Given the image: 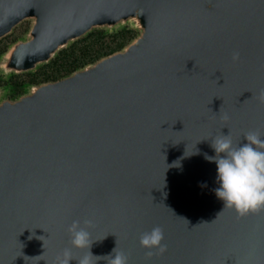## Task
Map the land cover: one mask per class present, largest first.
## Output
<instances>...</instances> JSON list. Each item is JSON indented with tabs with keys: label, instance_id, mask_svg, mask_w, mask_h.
Listing matches in <instances>:
<instances>
[{
	"label": "water",
	"instance_id": "obj_1",
	"mask_svg": "<svg viewBox=\"0 0 264 264\" xmlns=\"http://www.w3.org/2000/svg\"><path fill=\"white\" fill-rule=\"evenodd\" d=\"M25 22L0 55L5 81L95 30L137 35L14 99L0 87V264L66 248L77 264L88 249L68 228L86 220L93 264L115 248L128 264H264V210L224 207L204 156L221 135L264 138V0H0V41ZM156 226L167 251L149 259L140 236Z\"/></svg>",
	"mask_w": 264,
	"mask_h": 264
},
{
	"label": "clouds",
	"instance_id": "obj_2",
	"mask_svg": "<svg viewBox=\"0 0 264 264\" xmlns=\"http://www.w3.org/2000/svg\"><path fill=\"white\" fill-rule=\"evenodd\" d=\"M232 58L234 62L238 61L239 53H234ZM257 99L264 104V89L259 91ZM227 118L225 115L224 119ZM244 139L245 143L234 146L230 134L221 135L212 140L211 144L216 156L204 154L206 160L215 162L217 166L220 186L216 189V196L224 202V207L235 209L239 216L264 210V138L255 131L247 133ZM84 224L86 227H82L79 221H73L69 226L70 243L75 248L88 249V253L77 264H93L94 256L90 251L93 241L87 231L92 222L86 220ZM163 241L164 231L159 226L140 236V245L147 250L146 256L149 259L154 254L162 255L167 251ZM107 257H110L108 264H128L129 261L128 255L116 251V248ZM73 259L71 249L66 248L56 256L53 264H70Z\"/></svg>",
	"mask_w": 264,
	"mask_h": 264
},
{
	"label": "rangeland",
	"instance_id": "obj_3",
	"mask_svg": "<svg viewBox=\"0 0 264 264\" xmlns=\"http://www.w3.org/2000/svg\"><path fill=\"white\" fill-rule=\"evenodd\" d=\"M29 27H30L29 22H25V23L21 24L20 26H18L13 31V33L11 35H9L5 39L1 40L0 41V55L7 49V47L10 44L15 42L17 39L22 38L25 35V33L28 31ZM123 29L129 30L132 32V36H131L132 38L131 39H129L127 41H123L121 39H118L120 37H116V38L111 37L113 34H116L117 32H119ZM123 29H121L115 33H110V34L106 33L103 30L102 31L95 30V32H104L105 35L95 34L94 40H97L96 42L95 41H92L90 43L89 42H83L82 41L83 39H81L80 41H78L79 43L76 45L75 48L68 50L67 52H65L62 55L60 54L57 58L54 59V61H51L52 63L50 62V64H48L47 66L39 67L35 72H33L31 74H36L40 78H46L45 80H47V78H49L48 80H50V78L53 76V73L56 71L57 74H55V73L54 74L56 75L57 79L54 81H57L63 77H66V76L70 75L72 72H74L75 70L80 69V68L84 67L85 65L90 64V63H87V64L75 69L71 73L63 71V70H65L64 68H66L68 66L70 67L71 64L79 61V59L83 56L82 55L83 53L86 54L87 52H89L91 50L90 47L93 44V42H95L94 45H97L98 48H100L101 50L105 49L104 51L114 49L116 47L117 41L119 42V44L124 42L123 46L119 49V50H121L124 46H126L131 40H133L136 37L137 33L135 31H132V30L127 29V28H123ZM86 46H88V47H86ZM119 50H116V51H119ZM116 51H114V52H116ZM110 54H112V53H110ZM110 54H108V55H110ZM108 55H105V56H108ZM105 56H102V57H105ZM102 57H100V58H102ZM100 58H98V59H100ZM97 60H95V61H97ZM95 61H93V62H95ZM93 62H91V63H93ZM16 77H18V78H16V80H14L13 82L16 81L17 83H20V84L24 83V84L17 89L18 94L17 93L14 94L13 91L11 92V95L8 96L9 98L11 97L10 99H14V97H16V96L23 95L24 93H26L25 90L27 89V87L31 86V85H28V77H26L25 75H19ZM48 80L45 82H51ZM45 82L41 81V83H45ZM41 83H39V84H41ZM5 84H7V81H5L3 78L0 77V87L5 86ZM35 85H38V84H35Z\"/></svg>",
	"mask_w": 264,
	"mask_h": 264
},
{
	"label": "trees",
	"instance_id": "obj_4",
	"mask_svg": "<svg viewBox=\"0 0 264 264\" xmlns=\"http://www.w3.org/2000/svg\"><path fill=\"white\" fill-rule=\"evenodd\" d=\"M121 30V29H120ZM119 31V30H118ZM95 34H100V35H105L104 34V32H92V33H90L89 35H87L85 38H83V42H92V41H97V40H94V37H95ZM132 32L131 31H129V30H126V29H123V30H121V31H119V32H117L116 34H113L111 37H120V38H118V39H121V40H123V41H127V40H129V39H131L132 37ZM80 41V40H79ZM95 42H93V44L91 45V47H90V51L89 52H87L86 54L85 53H83L82 55V57L79 59V61H77V62H75V63H73V64H71V66L69 67H66V68H64L65 70H63V71H65V72H69V73H71L72 71H74L75 69H77V68H79V67H81V66H83V65H85V64H87V63H91V62H93V61H95V60H97L98 58H100V57H102V56H105V55H108V54H110V53H113L114 51H116V50H119L122 46H123V44H124V42L123 43H120L119 44V42L117 41V44H116V47L114 48V49H112V50H106V51H104L105 49H103V50H101L100 48H98V46L97 45H94V43ZM79 42H76L75 44H73L72 46H70L69 48H67V49H65V50H63L62 52H60L58 55H57V57L61 54H64L65 52H67L68 50H70V49H72V48H75L76 47V45L78 44ZM95 46V47H94ZM86 47H88V46H86ZM104 51V52H103ZM56 57V58H57ZM54 61V60H53ZM52 63V62H51ZM55 74H57V72L55 71L54 72ZM53 73V76L50 78V80H48L49 78H47V80L48 81H54V80H56L57 79V77H56V75ZM23 75H25L26 77H28V85H35V84H39V83H41V81L42 82H45V81H47V80H45L46 78H40L38 75H36V74H31V73H27V74H23ZM16 78H18V77H16V76H12L9 80H7V84H5V86H7V87H9L10 88V93H9V96L11 95V92L13 91L14 92V94L15 93H17V89L20 87V86H22L23 84H20V83H17L16 81L15 82H13L14 80H16ZM11 83H10V82ZM27 85V86H28ZM4 86V87H5ZM26 91V90H25ZM18 94V93H17ZM16 94V95H17ZM15 95V96H16ZM17 97V96H16ZM11 98V97H10ZM15 98V97H14Z\"/></svg>",
	"mask_w": 264,
	"mask_h": 264
}]
</instances>
